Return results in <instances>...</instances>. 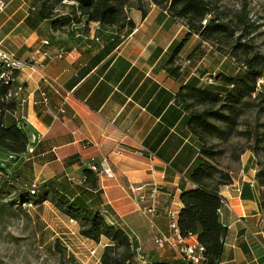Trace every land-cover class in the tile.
<instances>
[{"label": "crops", "instance_id": "0c3cea01", "mask_svg": "<svg viewBox=\"0 0 264 264\" xmlns=\"http://www.w3.org/2000/svg\"><path fill=\"white\" fill-rule=\"evenodd\" d=\"M42 1L35 5V0H5L7 8L0 13V46L6 52L22 60L42 48L51 56L65 53L63 59L38 56L45 62V73L56 81L55 89L30 70L21 72L12 88L16 92L21 85L24 90L13 96L17 109L6 119L31 128L35 152L24 157L34 180L39 185L53 180L70 200L81 198L98 212L108 209L145 257L183 261L175 252L155 247L153 236L167 234L169 222L163 211L153 218L141 211L139 189L156 185L169 196L155 205L183 209L181 195L193 189L187 171L197 146L177 95L194 77L231 73L233 61L212 46L205 51L202 45L207 43L192 39L180 53L182 74L176 80L168 71L172 58L168 50L189 30L168 10L151 2L153 7H143V16L138 7L129 8L128 21L135 25L129 30L101 27L80 13L69 25L64 14L76 10L73 3L57 8L54 18L42 19ZM44 41L50 45L44 46ZM43 89L47 103L42 102ZM157 126L168 132L153 150L144 142ZM249 159L240 175L232 173L233 183L220 188L225 201L220 220L228 229L220 264H264V212L255 188L256 169ZM91 164L108 165L113 172L112 177L102 173L100 188L92 191L84 184V170ZM35 208L43 215L51 210L73 230H80L49 201ZM84 241L96 246L111 243Z\"/></svg>", "mask_w": 264, "mask_h": 264}, {"label": "trees", "instance_id": "16d2710c", "mask_svg": "<svg viewBox=\"0 0 264 264\" xmlns=\"http://www.w3.org/2000/svg\"><path fill=\"white\" fill-rule=\"evenodd\" d=\"M130 0H44L39 11L40 18L52 19L57 8L73 3L76 8L69 13V25L76 21L78 13L88 22L99 23L102 27L125 29L135 28L133 21H128L127 6ZM156 7L168 10L174 20H180L187 25L189 33L182 41H175L169 48L172 55L168 71L178 80L182 74L179 64L180 53L191 41L198 36L202 42L217 47L222 54L225 46L226 55L233 61L235 69L216 75L190 79L177 95V104L182 106L187 118L185 125L193 135L192 143H196L194 152L195 161L187 171V180L193 189L184 191L180 201L183 209L179 211L178 223L182 235L191 233L197 236L198 241L205 248L206 260L203 264H220L228 229L220 220V211L224 206V198L220 195V188L233 183V174L228 169H222L217 164V158L226 154L220 144H226L234 137H245L253 140L255 146L264 141L261 136L251 128L240 130L242 119L255 111L264 116V89H258V80L264 78V53L260 52L255 43L249 40L251 32L244 17L239 16L238 22L230 23L221 20L217 15L207 22H202L208 15H213L208 0H150ZM138 9L146 15L142 8L143 0H137ZM78 11V12H77ZM57 20L55 21V23ZM189 63V61H188ZM12 87L0 84V155L11 159L12 162L20 160L28 153L32 139L31 128L26 123L19 125L15 120L6 119L17 109L14 98H9ZM161 126L145 140L144 146L156 150L157 145L164 139L167 129L160 130ZM153 145H150L155 137ZM214 141V142H212ZM253 149V148H250ZM259 149L263 152L264 147ZM245 149L240 152L244 153ZM3 153V154H2ZM238 158L239 153H231ZM160 156V155H159ZM3 158V156H0ZM256 169L255 188L258 191L259 204L264 212V165L259 167L253 160ZM0 169L5 168L0 166ZM85 185L90 191L100 188L98 172L84 170ZM32 186V185H31ZM245 188L247 186H244ZM12 189L10 182L1 180L0 195L8 194ZM37 195V196H36ZM24 206L34 207L49 201L53 207L64 217L79 224L80 235L90 241L100 243L103 239L111 243L104 249L101 264H142L138 260L139 245L128 235L126 229L116 222L115 216L109 212L89 209L81 198L70 200L69 197L57 189L55 181H47L39 185L35 195L30 191L27 196L20 194ZM245 196V194H244ZM33 197H36L34 200ZM15 206V204H13ZM106 210V209H105ZM106 210V211H107ZM111 216L114 221L110 222ZM55 248L61 252L59 243ZM146 264H189L175 259L163 261L158 258L144 257Z\"/></svg>", "mask_w": 264, "mask_h": 264}, {"label": "rangeland", "instance_id": "374dc122", "mask_svg": "<svg viewBox=\"0 0 264 264\" xmlns=\"http://www.w3.org/2000/svg\"><path fill=\"white\" fill-rule=\"evenodd\" d=\"M39 2L40 0H35V5ZM208 2L214 10L210 19L217 15L221 20L234 24L238 22L239 16L244 17L251 32L249 40L264 53V0H208ZM132 7L135 9L138 7L137 0L129 1L127 11ZM143 7L147 9L153 7V4L150 0H143ZM192 39H195L193 43L200 40L197 37ZM202 46L205 51L212 50L211 44ZM220 48L221 55L229 58L225 53L227 48L225 46ZM213 49L217 51V47ZM247 127L251 128L255 135L259 133L263 136L264 116L258 115L255 111L249 112L242 119L239 129L246 130ZM220 147L226 154L217 158V164L231 173L240 175L249 158L259 164V167L264 165L263 152L259 149L264 147V141L262 145L255 146L253 140H246L241 136L230 139L226 144L221 143ZM243 149L245 151L240 155ZM233 151L239 153L238 158L231 155ZM0 156H3L0 157V166L5 168L0 169V182L9 181L12 187L8 194L0 195V264H101V261L98 262L99 252L96 256L90 254L96 245L85 242L75 232L76 235L70 224L59 215H55L51 210L43 215L40 209L23 205L20 194L27 196L35 181L26 157L12 162L8 157ZM57 243L61 252L55 248Z\"/></svg>", "mask_w": 264, "mask_h": 264}, {"label": "built area", "instance_id": "2783aa9c", "mask_svg": "<svg viewBox=\"0 0 264 264\" xmlns=\"http://www.w3.org/2000/svg\"><path fill=\"white\" fill-rule=\"evenodd\" d=\"M7 8V3L5 0H0V13L4 12ZM65 16H69V14H64ZM72 18V15L69 16ZM211 18V14L206 17V19L202 22L203 26H207L208 20ZM74 23L75 21L72 20ZM44 46H49L50 43L48 41H44ZM65 53L59 52L54 56H51L47 51H44L42 49H38L36 52H34L31 56L27 58V60L19 59L15 54H10L3 50L0 46V84L8 87H12L17 83L18 77L21 72L30 70L33 73L38 74L41 77L42 83H47L50 87L56 88L57 83L56 81L50 77L48 74L45 73V62L44 60L38 59V56L41 58L44 57L45 59H63ZM258 89L262 90L264 89V78H261L258 80ZM16 92H13V90L9 93V98H13V96L19 94L21 91H23V87L19 85L16 89ZM41 96H42V102L47 103L48 102V94L43 89L41 90ZM28 153L32 154L35 152L34 147L30 144L28 147ZM90 170L92 169L95 172H98L99 178L102 175V173L105 176L112 177L113 172L112 169L104 164V167H100L96 164H91ZM101 179V178H100ZM39 183L38 181H34L30 194L35 195L36 191L38 189ZM139 195H138V201L141 202V211L150 216L151 218L158 216L161 211H163L168 219L169 222V230L168 233H161V234H155L153 236V243L155 247L161 251L171 250L172 252H175L177 255H179L183 261L189 264H203V262L206 260L205 258V248L204 246L198 241L197 236L192 235L191 233H188L186 235H182L179 223H178V215L179 210L168 208V209H161L157 205H155L156 201L158 199H165L167 196H169L168 192L163 191L161 188H159L156 185H152L150 188H147L146 190L139 189ZM148 202H150L148 204ZM28 208L33 207V205H27ZM105 214L109 215L108 210H104ZM110 217V222L114 221V219ZM71 224L74 223V221L69 220ZM76 232L78 236L81 239H84L79 231H73ZM73 233V235H74ZM75 233V234H76ZM76 234V235H77ZM131 238V237H130ZM132 239V238H131ZM85 240V239H84ZM107 246L103 245L102 243L98 244L96 248H94L90 254L92 256H96L99 251H104V249ZM138 253V260L141 261L142 264H146L145 255L141 253L140 249L137 250ZM100 262L101 259H98Z\"/></svg>", "mask_w": 264, "mask_h": 264}]
</instances>
